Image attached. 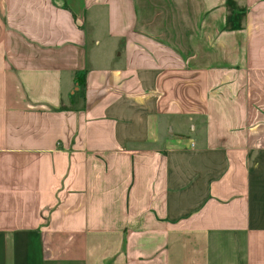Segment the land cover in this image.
Masks as SVG:
<instances>
[{
  "label": "crops",
  "instance_id": "0c3cea01",
  "mask_svg": "<svg viewBox=\"0 0 264 264\" xmlns=\"http://www.w3.org/2000/svg\"><path fill=\"white\" fill-rule=\"evenodd\" d=\"M0 264H264V0H0Z\"/></svg>",
  "mask_w": 264,
  "mask_h": 264
},
{
  "label": "trees",
  "instance_id": "16d2710c",
  "mask_svg": "<svg viewBox=\"0 0 264 264\" xmlns=\"http://www.w3.org/2000/svg\"><path fill=\"white\" fill-rule=\"evenodd\" d=\"M80 81H82V79Z\"/></svg>",
  "mask_w": 264,
  "mask_h": 264
}]
</instances>
